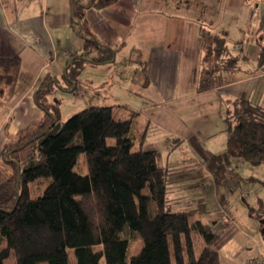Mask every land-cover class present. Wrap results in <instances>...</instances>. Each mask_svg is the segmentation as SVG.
I'll list each match as a JSON object with an SVG mask.
<instances>
[{
    "label": "trees",
    "instance_id": "16d2710c",
    "mask_svg": "<svg viewBox=\"0 0 264 264\" xmlns=\"http://www.w3.org/2000/svg\"><path fill=\"white\" fill-rule=\"evenodd\" d=\"M116 1L72 0L84 46L66 67L67 84L57 82L60 88L75 90L87 64L114 60L117 49L96 37L85 9ZM201 37L197 89L205 91L227 83L248 59L236 50L242 42L208 25L201 26ZM20 62L18 55L0 57V92L14 85ZM257 63L264 65V44ZM50 80L35 93L43 120L23 128L0 152V264H221L219 234L209 228L206 207L168 208L171 169L159 163L156 149L144 147L146 131L135 134L132 117L94 105L64 119L49 99ZM223 129L226 150L206 161L218 182L242 177L239 161L264 163V103L245 94L229 98ZM81 154L86 173L75 169ZM40 179L48 183L34 197L31 183ZM130 235L144 244L128 258Z\"/></svg>",
    "mask_w": 264,
    "mask_h": 264
},
{
    "label": "crops",
    "instance_id": "0c3cea01",
    "mask_svg": "<svg viewBox=\"0 0 264 264\" xmlns=\"http://www.w3.org/2000/svg\"><path fill=\"white\" fill-rule=\"evenodd\" d=\"M85 13L96 37L117 52L111 62L87 64L84 71L93 69V74L85 76L83 71V80L78 78L76 89L69 91L58 83L67 84L66 67L84 46L72 21V0H0V57L18 55L21 60L14 85L0 92V152L7 140L45 117L35 93L48 76L51 102L66 101L70 112L94 105L111 108L119 118L132 117V132L146 131L144 147L157 150L159 163L169 167L170 174L201 169L188 182L217 191L218 181L206 161L227 146V135L215 139L224 131L227 100L245 94L264 103V65L257 63L264 44V0H117L88 6ZM202 25L230 42H242L236 50L242 49L248 60L227 83L198 91ZM119 59L129 66H119ZM88 79L92 85L86 90L83 83ZM66 95L82 98L69 103ZM183 144L188 145L189 160L169 163ZM163 152L166 161H160ZM228 194H215L217 207L207 213L209 228L218 233L217 226L229 225L230 235L246 232L255 223L250 209L261 199L248 191L243 200ZM234 246L241 247L238 242Z\"/></svg>",
    "mask_w": 264,
    "mask_h": 264
},
{
    "label": "rangeland",
    "instance_id": "374dc122",
    "mask_svg": "<svg viewBox=\"0 0 264 264\" xmlns=\"http://www.w3.org/2000/svg\"><path fill=\"white\" fill-rule=\"evenodd\" d=\"M83 53V52H82ZM81 53V54H82ZM119 66H124L127 68V63L124 62V60L119 59ZM93 69H84L81 71L79 78L81 81L83 80L82 72L84 71V75H91ZM94 71V70H93ZM95 74H98L100 77L101 75L98 73L99 71H95ZM124 73V72H122ZM127 73V72H126ZM106 75L102 73V76ZM92 81L85 80L84 81V87L86 90H88L89 85L91 86ZM64 96V95H63ZM68 98V95H66ZM77 95H71L67 101L70 103L79 102L81 96ZM52 98H55L54 94ZM51 100V99H50ZM64 101V99H63ZM65 103V104H64ZM67 102H63L62 105H59L61 116L66 119L74 112H70L68 105H66ZM76 112V111H75ZM223 134L225 136L227 135L226 131L218 132L215 139L221 140L223 138ZM188 145H181L176 148H179L175 150L171 157L169 158V163L172 162H186L189 160L188 158ZM225 144L224 148L222 150H226ZM167 160V152L161 153L160 161H166ZM191 163L194 162L193 159L190 161ZM75 169L86 173L88 172V166L85 160L84 154H81L78 158V162L75 166ZM238 172L242 175L240 176H230V178L227 181L224 182H218L217 186V192H223L225 194H228L230 190H233L234 193H232V196L230 194L228 198L235 199V198H241L244 199V192H250L251 197L258 196L261 200L260 203L255 204L254 206V213L255 215H258L259 217L253 215L255 217V223L250 225L245 232L237 231V233L229 234V225L227 228L220 226L218 227V233L221 234V237L216 241V246L221 251V256L223 259L222 264H264V184L261 182V180L256 179H247L246 177H250L252 175H255L256 178L264 179V163L262 164H253L247 161H243L242 163H239L237 166ZM198 174V176L201 173V169H194V170H187L185 173H176V174H169L168 175V191H167V199H168V208L173 210H191L193 208H198L201 206H205L206 209H212L216 208V202H215V191L212 187L202 188L200 185L194 186V184L189 183V177ZM205 178H207V175H203ZM172 182H178L176 184H173L170 186ZM47 181L45 179H40L37 181H34L31 183V191L32 195L38 196L40 195L44 188L47 185ZM249 194L247 195V197ZM251 197H248V199H251ZM220 201H223L224 203V197L219 195ZM258 202V199H257ZM255 203V202H253ZM261 218V219H260ZM263 224V225H262ZM259 226V227H258ZM263 227V228H262ZM247 233V234H246ZM129 235V233H128ZM233 239V240H232ZM239 243L241 246L239 249L237 246L235 247L234 244ZM144 244V240L140 236L133 237L130 235V242H129V248H128V258H130L132 255L138 253L140 249L142 248ZM244 244H248V246H245ZM72 262L74 263L76 261L75 255L72 254ZM225 259H227L225 261ZM41 264H47L46 262H42Z\"/></svg>",
    "mask_w": 264,
    "mask_h": 264
}]
</instances>
